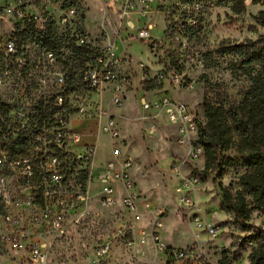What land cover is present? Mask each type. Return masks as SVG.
<instances>
[{
    "label": "built area",
    "instance_id": "2783aa9c",
    "mask_svg": "<svg viewBox=\"0 0 264 264\" xmlns=\"http://www.w3.org/2000/svg\"><path fill=\"white\" fill-rule=\"evenodd\" d=\"M153 1L101 0L104 22L111 31L110 35L102 32L108 46L102 50L94 47L95 55L84 58L80 88L86 94L98 95L100 107L96 118L87 119L82 118L88 112L85 104L71 101L76 86L69 83L65 68L76 48L92 47L74 0H0V240L21 255L18 264H48L51 245L94 206L105 211L120 206L129 217L116 225L110 239L95 247L101 259L112 252L117 236L126 230L133 233L136 224L146 223L140 230L138 255L151 244L157 255L166 257V264H202L204 251L200 246L176 249L162 240L165 211L142 197L132 178L135 159L124 153L121 145L117 119L122 116L116 111L125 103L121 83L126 79L120 69L126 57L119 56L118 42L123 43L125 53L130 42H152L156 25L145 22L140 26V18L132 19L146 17ZM254 1L246 0L245 6ZM113 15L117 16V27L113 26ZM21 33L35 40L56 38L57 47L30 40L21 43ZM140 67L144 71L147 66L142 63ZM171 80L181 85L184 78L174 71ZM111 95L106 106V96ZM139 103L149 113L143 119L150 121V133L163 117L176 127L178 145L187 150L172 168L180 180L176 193L189 210V225L205 229L215 240L224 232L223 226L203 227L198 217L200 177L183 173L188 164L204 159L198 144L199 115L166 94L154 102L143 96ZM75 121L94 124L80 131ZM103 135L111 157L97 167ZM256 245L247 244L249 248Z\"/></svg>",
    "mask_w": 264,
    "mask_h": 264
},
{
    "label": "rangeland",
    "instance_id": "374dc122",
    "mask_svg": "<svg viewBox=\"0 0 264 264\" xmlns=\"http://www.w3.org/2000/svg\"><path fill=\"white\" fill-rule=\"evenodd\" d=\"M190 1L189 5H183L179 0H154L146 17H133V21L141 19L140 26L149 22L155 24L156 28L151 32L154 37L152 42H130L126 53L123 43L118 42L119 56L126 57L120 69L126 82L121 83L125 88V103L122 110L116 111L122 116L117 122L122 135L123 151L133 156L137 164L132 176L139 192L154 207L165 211L162 240L180 249L200 246L204 251L202 264H219L222 251L234 250V245L239 244L247 235L241 224L235 223L230 212L224 209L221 197V189H230L233 193L239 190L240 172L230 169L221 179L216 173L200 177L201 182L196 191L198 217L203 227L219 224L224 230L215 240H211L205 229L189 225V210L180 202L176 193L179 177L173 173L172 167L186 152L185 147L178 145L176 127L163 117L156 121L154 132L150 133V121L143 119L149 113L141 109L139 99L144 96L154 102L166 94L176 101L186 103L200 117H204L203 102L207 88L203 76L206 74L210 84L218 85L215 86L219 91L218 99L226 97L230 103H240L249 82L244 78L233 77L227 69L226 59L218 57V64L206 69L203 54L215 51L226 39L239 44L264 36V26L261 25L264 23V15L261 14L264 12V3L253 2L246 5V10L241 14H234L230 4L220 5L208 0ZM74 2L81 18L80 23L88 34V41L92 47L105 49L109 42L106 36L102 37V32L106 30L110 35L111 30L104 22L101 0ZM113 18V26L117 27V16L113 15ZM127 23L126 19L124 25ZM189 27L194 29V34L189 32ZM253 27L257 30H253ZM124 36L127 38L126 33ZM142 63L147 66L144 71L140 67ZM174 71L182 74L184 80L181 85L172 82ZM111 97L106 96V106ZM70 98L74 104H85L88 112L82 118H96L100 108L98 95L86 94L78 88ZM78 122L75 121L74 125L80 131L94 124V121ZM101 154L97 158V167L111 156L106 135L102 136ZM226 156L234 158L237 154L231 150ZM203 163L199 161L188 164L183 173L197 174L204 167ZM122 220H129L122 207L105 211L94 206L81 218L79 224L69 228L62 238L51 245L48 264H166L165 256H154L151 251L138 255L136 234L127 230L117 236L109 255L102 259L98 257L95 247L99 242L110 239L115 234L116 225ZM249 222L264 229V211H253ZM248 253L242 251L241 259L234 264H248ZM20 260L21 255L1 239L0 264H18Z\"/></svg>",
    "mask_w": 264,
    "mask_h": 264
},
{
    "label": "trees",
    "instance_id": "16d2710c",
    "mask_svg": "<svg viewBox=\"0 0 264 264\" xmlns=\"http://www.w3.org/2000/svg\"><path fill=\"white\" fill-rule=\"evenodd\" d=\"M222 5H232L234 14L246 10V0H211ZM259 0L254 1L258 4ZM264 15V12L261 13ZM264 26V23L261 24ZM253 30H257L253 27ZM194 34V29L189 27ZM21 43L36 41L49 48L57 47V39L47 36L35 40L23 33ZM95 55V48H76L73 57L65 62L68 81L76 91L82 81V68L85 56ZM218 57L227 60V69L232 76L249 82L240 103H230L227 98L218 99L217 84H210L205 74L207 88L204 97V117H200L198 144L204 150V167L197 172L199 177L216 173L221 179L227 171L240 172L239 190L221 189L223 207L227 209L235 223H240L246 236L234 245V250L224 249L219 264H234L241 259V252L248 251L249 264H264V229L250 223L253 211H264V36L257 40H246L236 44L223 40L215 51H206L203 61L206 69L218 64ZM78 71V72H77ZM80 82V83H79ZM76 83H79L78 86ZM220 87V86H219ZM210 94H213L210 97ZM235 150L237 156L227 157L226 153ZM250 242L256 247L249 248ZM232 248V247H231Z\"/></svg>",
    "mask_w": 264,
    "mask_h": 264
},
{
    "label": "crops",
    "instance_id": "0c3cea01",
    "mask_svg": "<svg viewBox=\"0 0 264 264\" xmlns=\"http://www.w3.org/2000/svg\"><path fill=\"white\" fill-rule=\"evenodd\" d=\"M118 114H120V113H118ZM177 131V130H176ZM184 149V148H183ZM186 152H185V155H186V153H187V150H185ZM110 154H111V152H110ZM102 155V154H101ZM184 155V156H185ZM111 157V156H110ZM108 159H110V158H108ZM108 159H106V160H108ZM105 160V161H106ZM175 164V163H174ZM135 168H137V167H135ZM173 168V167H172ZM134 170V169H133ZM174 173V172H173ZM175 174V173H174ZM132 175H133V171H132ZM188 175V174H187ZM132 178H133V176H132ZM179 185H180V180H179ZM178 185V186H179ZM177 186V187H178ZM137 187V186H136ZM177 187H176V189H177ZM138 189V188H137ZM139 191V190H138ZM143 197V196H142ZM144 198V197H143ZM146 199V198H145ZM146 200H148V199H146ZM149 201V200H148ZM150 202V201H149ZM151 203V202H150ZM153 206V205H152ZM154 207V206H153ZM146 226V223H138V224H136V228H135V230H134V234H136V237H137V243H136V246H137V249L139 248V238H140V230H141V228H143V227H145ZM163 232H164V230H163ZM163 232H162V234H163ZM164 241V240H163ZM165 242V241H164ZM169 247H171V248H175V247H172L170 244H168L167 242H165ZM176 249H180V248H176ZM153 252V254H154V256H159V255H162V256H164L163 254H156V252H155V250H154V248L152 247V245L151 244H148V245H146V246H144L143 248H142V255H144V253H146V252ZM209 253H210V251H208ZM213 252L215 253V251H211V253L213 254ZM248 264H249V261H248Z\"/></svg>",
    "mask_w": 264,
    "mask_h": 264
}]
</instances>
